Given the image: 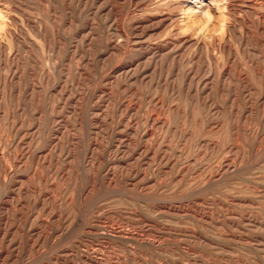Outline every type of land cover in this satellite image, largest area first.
<instances>
[{
	"label": "rangeland",
	"instance_id": "1",
	"mask_svg": "<svg viewBox=\"0 0 264 264\" xmlns=\"http://www.w3.org/2000/svg\"><path fill=\"white\" fill-rule=\"evenodd\" d=\"M129 2L0 0V264H264V33L174 54Z\"/></svg>",
	"mask_w": 264,
	"mask_h": 264
},
{
	"label": "bare ground",
	"instance_id": "2",
	"mask_svg": "<svg viewBox=\"0 0 264 264\" xmlns=\"http://www.w3.org/2000/svg\"><path fill=\"white\" fill-rule=\"evenodd\" d=\"M253 5L254 0H130L126 14L132 17L143 12L161 13L159 25L149 32H138L139 39L152 34L150 37L156 36L160 43L174 49V52L180 49L192 57L205 53L215 62L231 51L233 28H239L241 34L248 38L246 28L252 23L250 20H254L259 24L258 32L264 33V16L256 13ZM9 18L0 8V28L10 23ZM4 39V35L0 37V51L4 47Z\"/></svg>",
	"mask_w": 264,
	"mask_h": 264
}]
</instances>
